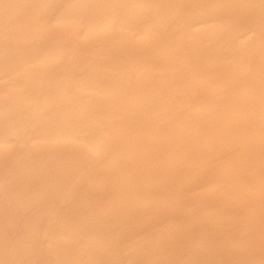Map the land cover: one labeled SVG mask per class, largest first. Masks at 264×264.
Here are the masks:
<instances>
[{"label":"bare ground","instance_id":"1","mask_svg":"<svg viewBox=\"0 0 264 264\" xmlns=\"http://www.w3.org/2000/svg\"><path fill=\"white\" fill-rule=\"evenodd\" d=\"M0 264H264V0H0Z\"/></svg>","mask_w":264,"mask_h":264}]
</instances>
